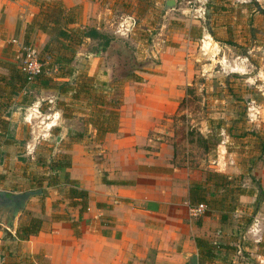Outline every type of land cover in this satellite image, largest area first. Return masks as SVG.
Returning a JSON list of instances; mask_svg holds the SVG:
<instances>
[{
	"label": "crops",
	"instance_id": "crops-1",
	"mask_svg": "<svg viewBox=\"0 0 264 264\" xmlns=\"http://www.w3.org/2000/svg\"><path fill=\"white\" fill-rule=\"evenodd\" d=\"M42 1H62L73 10L77 26L115 33L118 16L114 0H0V60L17 62L20 53L13 40L25 41L27 27L39 13ZM35 35L38 48H44L49 36L40 30ZM91 43L88 39L82 47ZM82 47L77 59L85 55L100 62L105 58L102 51L86 55ZM183 53L184 47L171 45L159 53L147 51L145 58H158L159 62L141 72V81L126 86L118 130L96 140L97 131L91 126L90 142L75 143L62 151L71 156V167L65 171L88 191L89 206L80 214V207L72 206L67 197L66 184L45 187V193L29 201L13 228L18 227L26 211L43 220L38 235L19 243L35 264H188L187 255L192 253L198 254L199 264H225V259L249 247L251 264H264V156L251 170L255 193L242 195L239 209L244 214L250 210L249 204L257 202L251 230L259 232L258 238L251 246L243 241L235 254L222 248L211 260L201 258L196 238L222 244L226 231L221 229L217 212L200 218L191 214L190 188L202 179L196 178L185 153L181 156L172 128L195 75L191 59L185 60ZM32 89L23 91L14 106ZM15 122L19 130L22 123L17 116ZM50 123L53 125L48 128L56 126ZM16 144L14 140L0 142V150L13 152ZM1 156L0 190L16 194L37 189L38 177L25 179L20 175L14 180L12 171L6 176L2 167L6 159ZM24 184L27 187L21 189ZM55 214L70 216L71 220H54ZM72 221L79 222L78 235ZM0 226L7 228L3 223ZM5 245L15 249L17 242L4 241L0 232V253Z\"/></svg>",
	"mask_w": 264,
	"mask_h": 264
},
{
	"label": "rangeland",
	"instance_id": "rangeland-1",
	"mask_svg": "<svg viewBox=\"0 0 264 264\" xmlns=\"http://www.w3.org/2000/svg\"><path fill=\"white\" fill-rule=\"evenodd\" d=\"M114 1L118 16L113 27L116 40L100 62H93L85 55L78 58L74 64L78 73L94 76L102 83L99 92L106 100L119 99L122 91L125 95L126 86L136 82L128 77L135 68L143 71L159 62L158 58H145L147 51L159 53L170 45L184 47L183 57L191 59L195 75L172 124L181 156L185 153L201 183L206 182L208 171H218L229 175L235 184L256 189L251 170L264 156L259 138L253 134L257 132L264 138V14L259 10V7L264 10V0H175L171 9L165 7L169 0ZM37 41L32 34L29 45L44 58L43 48H38ZM82 49L86 55L96 54L93 42ZM133 55L138 59L136 66H132ZM16 61L17 65L22 62L19 58ZM0 72L5 70L0 68ZM32 88L28 93L31 102L27 104L31 107L28 112L31 118L22 123L19 130L16 115L13 116L14 104L8 114L0 112L1 144L11 140L17 143L13 152L0 150L2 160L6 159L2 167L7 172L1 173L8 176L12 171L14 180L20 175L31 179L48 174L49 162L64 160L62 151L79 143H73L74 133L84 131L89 115L96 109L95 101L84 95L75 100L70 94ZM62 101L69 105L64 111L58 110ZM6 117L10 124L5 127L2 121H6ZM50 122L56 123L52 129L48 128L53 125ZM92 129L90 126V134L80 142L91 141ZM200 135L207 139V146L199 142ZM49 175L51 178L54 174ZM26 187L24 184L20 188ZM256 204H249L250 210L243 214L239 211L240 203L228 220L221 222V229L226 231L222 240L228 244L221 243L231 247L230 253L240 250L243 241L251 246L258 238L259 232L251 230L255 219L252 210ZM213 212L221 215L220 211ZM25 219L27 216H23L22 221ZM243 235L249 236L243 239ZM251 259L249 247L224 263L251 264Z\"/></svg>",
	"mask_w": 264,
	"mask_h": 264
},
{
	"label": "trees",
	"instance_id": "trees-1",
	"mask_svg": "<svg viewBox=\"0 0 264 264\" xmlns=\"http://www.w3.org/2000/svg\"><path fill=\"white\" fill-rule=\"evenodd\" d=\"M39 7V13L27 27L24 44L30 46L32 34H35L37 30L49 36L42 52L44 58L40 57L44 66L43 73L31 80L20 69L19 65L0 60V68L6 72L0 73V112L8 114L9 109L16 103V97L32 87L33 84H35V87L55 90L61 95L70 94L75 100H79L81 95H84L86 98L95 101L96 109L89 115L84 131L74 133L75 140L73 143L84 140L90 134L89 126L97 131V138L103 140L107 133H114L118 130L119 109L123 104L124 91L121 90V98L106 100V96L99 92V85L102 83H99L94 76L79 74L74 64L77 62L78 51L86 40L90 39L96 44V53L99 51L104 53L108 51L116 38L96 27L77 26L73 10L68 8L62 1H42ZM259 10L264 14L263 9L259 7ZM133 58L134 65L132 66H136L138 59L134 55ZM139 71H142V69L135 68L128 77L134 81H141L142 77L137 74ZM28 97V94H26L20 103L29 104L31 101ZM60 104L62 106L58 110L64 111L66 107L69 108L65 101ZM108 107H111L112 110L107 111ZM40 110L44 112V109L40 108ZM65 117L72 118L69 115H65ZM2 122H4L5 127L10 124L8 120ZM253 134L258 136L259 147L263 153L264 138L257 132ZM198 140L203 146H207V139L204 136L200 135ZM206 148L210 149V147ZM61 156L64 160L53 159L49 162L47 173L53 172L54 175L51 178L48 177L50 175L46 174L38 177L36 188L43 189L45 193V187L66 184L68 187L67 197L70 199L71 205L80 207V214H83L89 206V193L81 187L79 181L71 179L69 173L65 171L71 167V156L68 154H62ZM250 177L256 183L255 178L252 175ZM254 193V188L249 190L243 185H239V183L235 184L234 180L225 173L208 171L205 183L197 182L191 186L190 203L192 206L205 204L208 208L205 215H209L210 211H220V220L224 223L228 220L229 214L240 206V197L248 194L253 195ZM23 216H27L25 221H22ZM53 218L57 221L71 220L70 216L60 214H55ZM42 224L43 220L40 217L26 211L16 229L12 226L9 228L0 226L3 240L6 242L16 241L18 245L13 247L15 249L6 248V245L2 247L0 264H35L28 252L21 251L19 243L38 235ZM72 225L78 235L80 233L79 222L72 221ZM196 242L201 258L207 261L213 259L217 252L222 251V248L228 249L227 252L231 249L229 246L224 247L222 244L212 243L201 238H196Z\"/></svg>",
	"mask_w": 264,
	"mask_h": 264
},
{
	"label": "water",
	"instance_id": "water-1",
	"mask_svg": "<svg viewBox=\"0 0 264 264\" xmlns=\"http://www.w3.org/2000/svg\"><path fill=\"white\" fill-rule=\"evenodd\" d=\"M175 6V0L166 2V9H171ZM101 53V51H100ZM31 109L28 105L16 104L13 107L15 115L21 123L26 122ZM43 189H33L21 193L9 194L6 191L0 190V223H3L7 228L15 227L19 216L25 211L29 201L36 196L43 194ZM188 264H199V256L197 253L187 255Z\"/></svg>",
	"mask_w": 264,
	"mask_h": 264
},
{
	"label": "built area",
	"instance_id": "built-area-1",
	"mask_svg": "<svg viewBox=\"0 0 264 264\" xmlns=\"http://www.w3.org/2000/svg\"><path fill=\"white\" fill-rule=\"evenodd\" d=\"M201 1V0H198ZM124 25L122 24V30ZM127 28V27H126ZM126 34V32H124ZM14 44L18 45L21 64L20 69L25 72L32 80L43 73V63L40 60V52L33 46H27L23 43H19L17 40H13ZM207 206L205 204H199L191 207V214L194 217L200 218L205 215Z\"/></svg>",
	"mask_w": 264,
	"mask_h": 264
}]
</instances>
